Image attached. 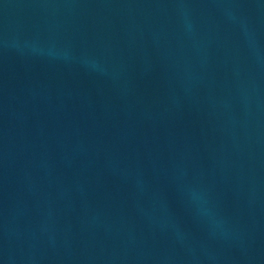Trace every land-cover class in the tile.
<instances>
[{
	"label": "water",
	"instance_id": "95a60500",
	"mask_svg": "<svg viewBox=\"0 0 264 264\" xmlns=\"http://www.w3.org/2000/svg\"><path fill=\"white\" fill-rule=\"evenodd\" d=\"M0 264H264V0H0Z\"/></svg>",
	"mask_w": 264,
	"mask_h": 264
}]
</instances>
